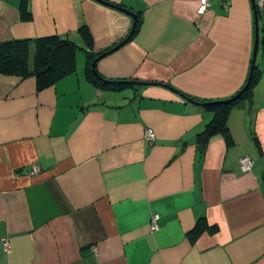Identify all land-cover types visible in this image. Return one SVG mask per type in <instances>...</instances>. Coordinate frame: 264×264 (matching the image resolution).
Segmentation results:
<instances>
[{
  "label": "crops",
  "instance_id": "obj_1",
  "mask_svg": "<svg viewBox=\"0 0 264 264\" xmlns=\"http://www.w3.org/2000/svg\"><path fill=\"white\" fill-rule=\"evenodd\" d=\"M106 1L140 16L136 33L96 0H0V42L57 35L85 54L86 25L97 56L128 38L97 62L100 82L86 56L41 90L0 74V264H264V9L242 91L251 0H208L201 15L199 0Z\"/></svg>",
  "mask_w": 264,
  "mask_h": 264
},
{
  "label": "trees",
  "instance_id": "obj_2",
  "mask_svg": "<svg viewBox=\"0 0 264 264\" xmlns=\"http://www.w3.org/2000/svg\"><path fill=\"white\" fill-rule=\"evenodd\" d=\"M255 8L259 18L262 9H259L256 4ZM30 16L31 15L26 7L22 6V19L28 20L30 19ZM140 22L141 18L140 16H137L136 26L131 30V35L137 32ZM77 32L86 47L85 56L87 60L88 75L90 78H94L100 82L101 78L98 76L96 69L94 72L91 69V63L96 56L92 53L93 40L91 34L86 25H81ZM80 49L81 48L71 39L57 35L45 36L34 40L12 39L0 42V74L21 78L34 77L36 79L37 89L41 90L75 71L76 55ZM106 83L109 82L103 81L101 84L103 86V84ZM247 91L248 90L240 94L239 98L245 96ZM215 104L216 103L213 102L206 103L205 105L210 106ZM224 123V108L216 110L214 118L206 125L205 130L200 137L205 139L209 135L218 131Z\"/></svg>",
  "mask_w": 264,
  "mask_h": 264
},
{
  "label": "water",
  "instance_id": "obj_3",
  "mask_svg": "<svg viewBox=\"0 0 264 264\" xmlns=\"http://www.w3.org/2000/svg\"><path fill=\"white\" fill-rule=\"evenodd\" d=\"M98 1L99 3L101 4H104L106 6H109V7H113L121 12H124L126 14H128L132 19H133V25H132V29L136 26V22H137V14H135L134 12H131L130 10H127L121 6H118V5H115V4H112L111 2H108L106 0H96ZM251 4H252V8L254 10V26H255V39H254V46H253V53H252V62H251V72H250V75L248 77V81H247V84L245 85V87L243 88L242 91H244L246 89V87L248 86L250 80H251V75H252V71L255 67V61H256V57H257V53H258V49H259V23H258V15H257V12H256V8H255V1L254 0H251ZM132 32H130L128 38L131 36ZM128 38H126L125 40L121 41L119 44H116L114 47L110 48L109 50H106L104 52H100L101 54H99L96 58H94V60L92 61L91 63V69L92 71L94 72L95 71V67H96V64L97 62L102 59L103 57H105L106 55L116 51L118 48H120L127 40ZM140 83V82H139ZM141 85H146L148 83H140ZM155 84H159V85H162L164 87H167V88H170V86H168L167 84H161V83H155ZM176 94H178L180 96V98H182L183 100L189 102L190 104H194V105H198V106H204L205 103L203 102H198L182 93H180L179 91L177 90H174L172 89ZM241 93V92H240ZM237 97V96H235ZM235 99V98H233ZM233 99H229V100H224V101H218L217 103H223V104H228L230 103Z\"/></svg>",
  "mask_w": 264,
  "mask_h": 264
},
{
  "label": "built area",
  "instance_id": "obj_4",
  "mask_svg": "<svg viewBox=\"0 0 264 264\" xmlns=\"http://www.w3.org/2000/svg\"><path fill=\"white\" fill-rule=\"evenodd\" d=\"M256 5L259 9H264V0H258ZM209 6H210V2L208 0H199L198 8H197L198 14L200 15L203 14L208 9ZM144 139L148 144H152L154 142L155 136H154L153 131L150 128H146L144 132ZM239 165L243 172H249L251 171L253 167V162L250 158L243 157L240 159ZM156 220H157V216L156 215L152 216L151 221H150V230L152 231L157 228ZM3 248H4V251L9 252L10 245L8 243V240H4ZM92 251L95 254H98V250L96 247H93Z\"/></svg>",
  "mask_w": 264,
  "mask_h": 264
},
{
  "label": "rangeland",
  "instance_id": "obj_5",
  "mask_svg": "<svg viewBox=\"0 0 264 264\" xmlns=\"http://www.w3.org/2000/svg\"><path fill=\"white\" fill-rule=\"evenodd\" d=\"M76 59H77L78 62L81 61L84 64V62H85V54H84V52L82 50H79L77 52Z\"/></svg>",
  "mask_w": 264,
  "mask_h": 264
}]
</instances>
